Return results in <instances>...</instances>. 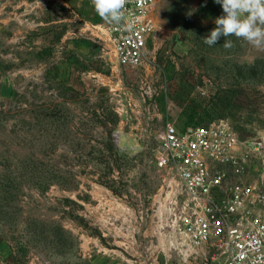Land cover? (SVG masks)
<instances>
[{
  "label": "rangeland",
  "instance_id": "374dc122",
  "mask_svg": "<svg viewBox=\"0 0 264 264\" xmlns=\"http://www.w3.org/2000/svg\"><path fill=\"white\" fill-rule=\"evenodd\" d=\"M223 14L156 0L130 68L87 0H0V264H218L175 233L156 157L168 124L264 139V51L203 42Z\"/></svg>",
  "mask_w": 264,
  "mask_h": 264
},
{
  "label": "built area",
  "instance_id": "2783aa9c",
  "mask_svg": "<svg viewBox=\"0 0 264 264\" xmlns=\"http://www.w3.org/2000/svg\"><path fill=\"white\" fill-rule=\"evenodd\" d=\"M155 3L127 0L131 30L124 21L108 24L121 65L134 68L146 61L156 32ZM231 130L221 122L182 133L168 124L156 164L170 169L179 185L171 221L186 247L208 251L218 264H264V139H237Z\"/></svg>",
  "mask_w": 264,
  "mask_h": 264
},
{
  "label": "clouds",
  "instance_id": "9594fccd",
  "mask_svg": "<svg viewBox=\"0 0 264 264\" xmlns=\"http://www.w3.org/2000/svg\"><path fill=\"white\" fill-rule=\"evenodd\" d=\"M97 15L107 24L120 25L131 30L133 21H125L127 0H91ZM222 7L223 15L214 21L215 27L203 39L213 46L221 37L225 38L223 47H233L227 38L234 36L246 41L253 48L264 51V0H214Z\"/></svg>",
  "mask_w": 264,
  "mask_h": 264
}]
</instances>
